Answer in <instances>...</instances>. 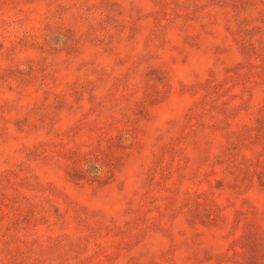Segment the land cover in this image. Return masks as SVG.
<instances>
[{
    "label": "rangeland",
    "instance_id": "obj_1",
    "mask_svg": "<svg viewBox=\"0 0 264 264\" xmlns=\"http://www.w3.org/2000/svg\"><path fill=\"white\" fill-rule=\"evenodd\" d=\"M0 264H264V0H0Z\"/></svg>",
    "mask_w": 264,
    "mask_h": 264
}]
</instances>
